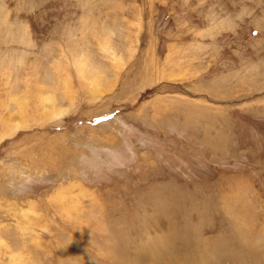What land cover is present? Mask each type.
Listing matches in <instances>:
<instances>
[{
	"label": "rangeland",
	"instance_id": "rangeland-1",
	"mask_svg": "<svg viewBox=\"0 0 264 264\" xmlns=\"http://www.w3.org/2000/svg\"><path fill=\"white\" fill-rule=\"evenodd\" d=\"M189 262L264 264V0H0V264Z\"/></svg>",
	"mask_w": 264,
	"mask_h": 264
},
{
	"label": "crops",
	"instance_id": "crops-1",
	"mask_svg": "<svg viewBox=\"0 0 264 264\" xmlns=\"http://www.w3.org/2000/svg\"><path fill=\"white\" fill-rule=\"evenodd\" d=\"M256 76H258V77H257V79H258V78H259V74H258V75H256ZM262 76H263V75H262ZM204 150L206 151V149H205V148H204Z\"/></svg>",
	"mask_w": 264,
	"mask_h": 264
},
{
	"label": "bare ground",
	"instance_id": "bare-ground-1",
	"mask_svg": "<svg viewBox=\"0 0 264 264\" xmlns=\"http://www.w3.org/2000/svg\"><path fill=\"white\" fill-rule=\"evenodd\" d=\"M206 250V249H205ZM205 256V255H204ZM184 257V256H183ZM202 258V257H201ZM202 261H204V260H202ZM181 263V262H180ZM190 263V262H189ZM191 264V263H190ZM207 264H210V263H207Z\"/></svg>",
	"mask_w": 264,
	"mask_h": 264
}]
</instances>
